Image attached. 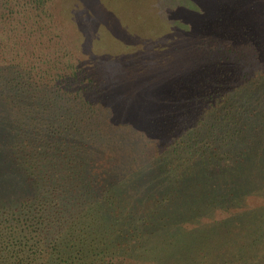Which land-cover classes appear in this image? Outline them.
<instances>
[{"label": "trees", "instance_id": "16d2710c", "mask_svg": "<svg viewBox=\"0 0 264 264\" xmlns=\"http://www.w3.org/2000/svg\"><path fill=\"white\" fill-rule=\"evenodd\" d=\"M93 1L0 0V264H264V0H215L198 69L130 95L79 52Z\"/></svg>", "mask_w": 264, "mask_h": 264}, {"label": "rangeland", "instance_id": "374dc122", "mask_svg": "<svg viewBox=\"0 0 264 264\" xmlns=\"http://www.w3.org/2000/svg\"><path fill=\"white\" fill-rule=\"evenodd\" d=\"M69 1L74 5L75 0ZM216 6L215 0H94L90 8L99 15L98 18L93 15L94 22L82 21L74 26L71 20L69 22L70 14H67L65 23L74 26L70 29L75 31L73 35L80 42L79 52L88 57L105 87L130 95L132 89L139 87L131 86L132 79L153 75L158 69L157 81L170 78L175 84L189 68L198 69L209 55L211 44L205 26ZM135 7H141L143 15L146 9L148 16L144 18L142 15L138 20L133 18ZM97 45L104 47L105 51L97 50ZM138 55L142 58L134 67L118 66V63L128 58L136 59ZM171 87L165 88L170 91ZM169 103L162 105L167 108ZM13 119L5 107L0 108L2 138L12 128ZM1 168L0 199H18L22 195V187L17 182L19 175L8 163L1 164ZM262 252L261 248L257 249L251 254V260L260 261ZM136 259V256L131 259L133 264H137Z\"/></svg>", "mask_w": 264, "mask_h": 264}]
</instances>
